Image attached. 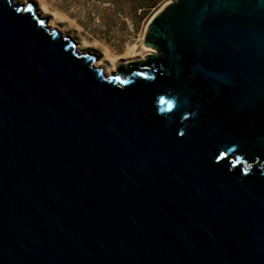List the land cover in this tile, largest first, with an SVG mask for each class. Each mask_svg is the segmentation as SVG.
Returning <instances> with one entry per match:
<instances>
[{
	"label": "water",
	"instance_id": "obj_1",
	"mask_svg": "<svg viewBox=\"0 0 264 264\" xmlns=\"http://www.w3.org/2000/svg\"><path fill=\"white\" fill-rule=\"evenodd\" d=\"M105 74L0 0V264H264V0H170Z\"/></svg>",
	"mask_w": 264,
	"mask_h": 264
},
{
	"label": "rangeland",
	"instance_id": "obj_2",
	"mask_svg": "<svg viewBox=\"0 0 264 264\" xmlns=\"http://www.w3.org/2000/svg\"><path fill=\"white\" fill-rule=\"evenodd\" d=\"M16 1L23 3L25 0ZM168 1L170 0H41L49 10L46 15L49 17L54 13L58 14V22L66 27V33H72L70 37L86 43L84 51L97 55L95 61L103 58L105 47L110 55L134 47L138 54L136 57H139L144 52L143 35L149 20ZM29 2L38 10L40 1ZM124 61L125 59H121L117 66L126 63ZM106 63L108 64L105 61L100 67H106Z\"/></svg>",
	"mask_w": 264,
	"mask_h": 264
},
{
	"label": "bare ground",
	"instance_id": "obj_3",
	"mask_svg": "<svg viewBox=\"0 0 264 264\" xmlns=\"http://www.w3.org/2000/svg\"><path fill=\"white\" fill-rule=\"evenodd\" d=\"M37 1H40V5L38 7V10H36V11L42 17H48L46 15L47 12H49L47 6L44 3H42L41 0H37ZM27 2H29V0H25L23 2V4L25 5ZM57 15L58 14L54 13V15L49 16L47 18V25L50 28H58L59 31L63 35H68V36L72 35V33H66V27L61 25V24H59V22H58L59 19H58ZM75 41H76L77 50L79 52H81V53H86V51H84V48L87 46V44L86 43L83 44L82 42L77 41V40H75ZM143 50H144V52L142 54H140V56L145 55L146 53H149V52H154V49H152L151 47H146V46H143ZM103 53H104L103 54V58L101 60L95 61L94 65L100 67L101 65H103V63H105V61H107L108 64L106 63V67L103 68L104 73L106 75L109 74L110 72L115 71L117 63H119L121 59H125L124 62H127L129 60L137 58L136 56L138 55V54H136V50L134 49V47H130V48H128L127 51L121 52V53H117V54H114V55H110L109 50L105 47V50H104Z\"/></svg>",
	"mask_w": 264,
	"mask_h": 264
},
{
	"label": "trees",
	"instance_id": "obj_4",
	"mask_svg": "<svg viewBox=\"0 0 264 264\" xmlns=\"http://www.w3.org/2000/svg\"><path fill=\"white\" fill-rule=\"evenodd\" d=\"M152 6H154V5H152Z\"/></svg>",
	"mask_w": 264,
	"mask_h": 264
}]
</instances>
